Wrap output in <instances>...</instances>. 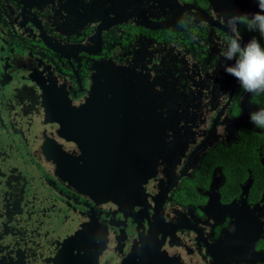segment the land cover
Returning a JSON list of instances; mask_svg holds the SVG:
<instances>
[{
	"label": "flooded vegetation",
	"instance_id": "flooded-vegetation-1",
	"mask_svg": "<svg viewBox=\"0 0 264 264\" xmlns=\"http://www.w3.org/2000/svg\"><path fill=\"white\" fill-rule=\"evenodd\" d=\"M242 2L0 0V264H264V93L219 56Z\"/></svg>",
	"mask_w": 264,
	"mask_h": 264
},
{
	"label": "clouds",
	"instance_id": "clouds-1",
	"mask_svg": "<svg viewBox=\"0 0 264 264\" xmlns=\"http://www.w3.org/2000/svg\"><path fill=\"white\" fill-rule=\"evenodd\" d=\"M258 7L257 12L226 18V39L219 52L224 60L233 61L223 66L224 72L234 77L245 93L254 95L264 93V45L256 36L242 45L240 25L243 24L247 32L264 37V0H258ZM248 120L255 127L264 128V108L250 112Z\"/></svg>",
	"mask_w": 264,
	"mask_h": 264
},
{
	"label": "water",
	"instance_id": "water-1",
	"mask_svg": "<svg viewBox=\"0 0 264 264\" xmlns=\"http://www.w3.org/2000/svg\"><path fill=\"white\" fill-rule=\"evenodd\" d=\"M241 5H242V7L245 9V10H248V9H250L251 11V13H254V12H257V11H259L260 9H259V7H258V4L257 3H255V2H245V3H241ZM241 14V13H240ZM240 14H238V15H240ZM39 39H41L40 37H38ZM42 40V39H41ZM43 41V40H42ZM44 42V41H43ZM46 43V42H45ZM47 46L45 45V48H46ZM62 48V47H61ZM53 52L54 53H56V54H58L59 56H60V58H65L64 57V54H62V50L60 49V47L58 48V49H53ZM34 75H35V73H33L32 74V79H31V82L32 83H34V85L39 89V92H40V96H41V99H42V97H43V94H44V88H43V86H42V84H41V80H40V82L37 80V79H35L34 78ZM102 115H103V117L105 118V119H109V118H111L112 117V115H114L113 113H112V110H111V107L110 106H108V105H106L105 107H103L102 108ZM140 115H142V113H140ZM79 116H83V111L82 110H80L79 111ZM154 116H156L155 114H154ZM56 121H57V123H58V126H59V131H58V133H57V135L60 137V138H66V140H68V137L66 136V133H67V131H66V126H67V121H68V117H58L57 119H56ZM62 132H64V133H62ZM154 133L155 134H157V133H159L158 132V130L157 129H154ZM155 134H153L154 136H155ZM152 135V134H151ZM153 136V137H154ZM140 140V139H139ZM152 140V139H151ZM140 142H141V140H140ZM139 149L141 150V146H139ZM67 156H63L62 158H59L58 160H54L55 161V163H56V165H57V167H56V171L57 172H55V174L58 176H62V177H60V178H62V179H64L65 181H67L68 180V173H66V171H67ZM59 173V174H58ZM66 174V175H65ZM99 174H100V172H99ZM131 187V186H130ZM129 187V192H130V190H131V188ZM77 188L80 190V191H83V189L80 187V186H77ZM122 188V190H123V192L125 193V186H122L121 187ZM81 193H83V192H81ZM127 195H129V193L127 194ZM104 196L106 197V194H104ZM107 198V197H106ZM78 234V233H77ZM79 235V234H78Z\"/></svg>",
	"mask_w": 264,
	"mask_h": 264
},
{
	"label": "trees",
	"instance_id": "trees-1",
	"mask_svg": "<svg viewBox=\"0 0 264 264\" xmlns=\"http://www.w3.org/2000/svg\"><path fill=\"white\" fill-rule=\"evenodd\" d=\"M255 36L260 41V43L264 45V37H261L258 33Z\"/></svg>",
	"mask_w": 264,
	"mask_h": 264
}]
</instances>
